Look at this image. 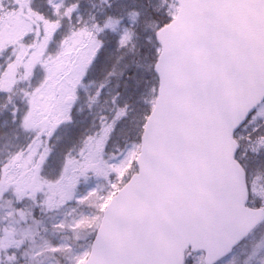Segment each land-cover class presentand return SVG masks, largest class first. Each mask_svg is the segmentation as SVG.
Listing matches in <instances>:
<instances>
[{"label":"rangeland","instance_id":"1","mask_svg":"<svg viewBox=\"0 0 264 264\" xmlns=\"http://www.w3.org/2000/svg\"><path fill=\"white\" fill-rule=\"evenodd\" d=\"M12 1L0 0V93L13 89L20 70L24 80L38 82L33 91L18 95V109L0 120V131L7 132L0 145V160L3 150L7 154V162L0 165V264H82L104 201L132 169L146 117L140 106L153 105L156 84L144 70L137 69L132 78L126 70L130 66L112 65L99 77L89 74L102 45L97 36L117 35L118 44L127 43L130 28L121 25L119 30V20L105 19L95 33L79 26L64 28L56 38L60 20L73 16L80 22L85 10L49 0L56 12L51 19L31 10L34 0H19L32 23L19 13V5L9 4ZM151 1L164 11L175 4ZM140 12L148 14L142 6L130 7L128 24H134ZM10 120L22 136L34 137L11 156ZM246 123L243 134L264 123V101ZM82 134V143L64 154ZM263 178L257 177L250 199L264 205ZM202 259L194 253L186 264H203ZM216 264H264V220L243 245Z\"/></svg>","mask_w":264,"mask_h":264},{"label":"water","instance_id":"2","mask_svg":"<svg viewBox=\"0 0 264 264\" xmlns=\"http://www.w3.org/2000/svg\"><path fill=\"white\" fill-rule=\"evenodd\" d=\"M173 1L154 34L158 85L136 172L105 204L82 264H184L188 249L213 264L264 219L246 206L234 133L264 101V0Z\"/></svg>","mask_w":264,"mask_h":264},{"label":"trees","instance_id":"3","mask_svg":"<svg viewBox=\"0 0 264 264\" xmlns=\"http://www.w3.org/2000/svg\"><path fill=\"white\" fill-rule=\"evenodd\" d=\"M48 1L49 0H34L33 3L31 1V10L33 9L34 12L40 16L52 19L56 12L52 6L48 5ZM62 1L63 5L71 6L73 4H76L79 6V8L84 9L85 11L82 12L79 18L81 19L80 22H78L77 19L73 16L63 21L59 19L61 22V27L60 30H58L59 32H57L55 35L56 38H61V35H59V33L63 31L64 28L74 29L75 26H79L80 29L85 31L87 30L90 33H95L96 28L100 24H102L105 19L110 17L120 21V23H118L119 30L121 29V25H123L122 27L130 28V34L127 38L128 41L125 44H118L117 35L112 36V34L108 35L107 33L106 35L97 36L98 39L102 42V45L99 49L98 55L92 61V65L89 70L90 75L92 71L95 74H98L99 77L104 72L109 71L112 65L115 67L116 65L130 66L126 67V70L127 72L131 73L130 75H132V78H134L137 69L144 70L148 79L157 85V78L154 71H152V65L158 52V45L156 39L154 38L155 30L153 29L152 25H154L156 29L167 23L172 18V15L175 11V4L171 11H164L163 8L160 9L159 6L152 3L151 0H109L107 2H103L100 0H91L92 2H90L89 4V0ZM169 1L173 3L171 0ZM9 4L13 5L14 2L12 1V3ZM139 6H142L145 11L147 10L148 14L140 12L139 18L136 20V22L134 24H128L126 16L127 10L130 7ZM2 12L3 10L1 9L0 5V16L3 15L1 14ZM51 45L52 44H50V46ZM20 75L21 74L19 73V76ZM14 88L15 90L9 93L4 92L2 94L1 100L3 101V104L0 109V114L3 110L5 113H8L15 107H17L16 109H18V102L20 101L17 99L18 95H20L22 92L24 94L25 92L29 93L33 91L34 84H32L29 80H20L14 86ZM155 94L156 93L154 91V96ZM140 107L142 111L147 114L152 108V105H144ZM10 123H12L13 125H11ZM10 123L8 125V130L12 129V131H9L12 133V137L11 140L8 141L9 156H11L12 153L14 154V152H17L18 149H20V151H22V149L24 150L25 144H32L34 138L33 136H28L27 134V137H24L18 131L19 143H17L18 138L16 132L17 129L15 126L16 123L14 121H11ZM246 124L247 123H245L236 131V138L239 144V148L236 152V157L245 169L248 188H251L250 190L253 191L257 177L261 178L264 176V123H260L254 131L243 134L242 132ZM79 125L84 124H78V127ZM79 129L81 130V128ZM81 138L84 139V134L80 135V142L73 140L72 146L67 150H63V153L65 154L69 151H74L82 143L83 140ZM64 154L62 156H59L58 158L62 159L64 157ZM128 170L129 169H127L126 172H128ZM135 170L136 166L132 161V169L129 170L130 172L126 174L127 176L123 181H117V185L115 187L118 188L119 186H121L128 178V176L131 173L135 172ZM115 190L116 189H113L110 194L113 195ZM107 200H105L104 203ZM253 202L255 204L259 203L255 201Z\"/></svg>","mask_w":264,"mask_h":264},{"label":"flooded vegetation","instance_id":"4","mask_svg":"<svg viewBox=\"0 0 264 264\" xmlns=\"http://www.w3.org/2000/svg\"><path fill=\"white\" fill-rule=\"evenodd\" d=\"M4 117V110L1 112V114H0V120L2 119ZM16 132H17V143H19V132H18V127H16ZM0 145H2V143L5 141V137L7 136V132H5V131H0ZM2 134H3V136H2ZM6 143H7V141H6ZM6 145V144H5ZM7 147H8V143H7ZM18 152L20 153V149H18ZM15 153V152H14ZM3 160H0V161H2V164H0V165H2V166H4V163H6L7 162V160H4V159H7V158H5V157H7V154H5V151L3 150ZM251 202V201H250ZM250 206L251 207H254V208H258V206H262V208H264V206L262 205V204H260V203H258V204H255V203H253V202H251L250 203ZM252 233V232H251ZM251 233H249L248 234V236L246 237V238H244L243 240H241L240 242H238V245L236 246V247H234L228 254H227V256H229V255H231V253L232 252H234V251H236L237 249H238V247L239 246H241V245H243L244 244V242L248 239V237H249V235L251 234ZM194 253H200L201 254V256H203V253L202 252H200V251H194V252H191L190 250H188V251H186V253H185V255L184 256H186V259H185V262L187 263V256L188 255H192V254H194ZM227 256H225L224 258H222V259H220V260H217L216 261V263H218V262H220L221 260H223V259H225V258H227ZM203 260V259H202ZM216 263H214V264H216Z\"/></svg>","mask_w":264,"mask_h":264}]
</instances>
